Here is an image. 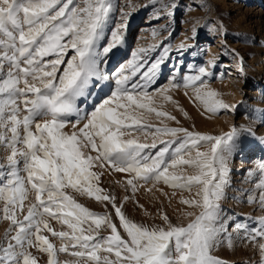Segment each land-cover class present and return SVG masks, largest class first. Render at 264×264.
<instances>
[{
  "label": "snow or ice",
  "instance_id": "obj_1",
  "mask_svg": "<svg viewBox=\"0 0 264 264\" xmlns=\"http://www.w3.org/2000/svg\"><path fill=\"white\" fill-rule=\"evenodd\" d=\"M180 7V0H0V264H40L36 253L46 264H231L218 253L239 246L258 255L251 264H264V158L239 186L231 167L247 143L264 147V107L248 108L244 122L218 134L184 126L166 109L171 104L189 118L173 95L183 89L208 121L235 114L242 102L226 101L210 81L233 73L247 80L245 55L227 45L222 22L193 17L191 35L173 44ZM140 9L151 10L150 24L167 23L150 27L153 42H137L107 72L128 46ZM205 29L225 37L220 57L230 63H185V55L208 51L197 43ZM162 31L168 36L158 39ZM241 42L255 44L247 34ZM113 174H123L115 181L126 193L119 199L101 185ZM141 191L178 207L170 215L161 206L153 215L137 199ZM229 198L261 214L229 211L222 206ZM129 201L151 222L130 218Z\"/></svg>",
  "mask_w": 264,
  "mask_h": 264
},
{
  "label": "rangeland",
  "instance_id": "obj_2",
  "mask_svg": "<svg viewBox=\"0 0 264 264\" xmlns=\"http://www.w3.org/2000/svg\"><path fill=\"white\" fill-rule=\"evenodd\" d=\"M123 3V0H119ZM135 3H145L146 0H134ZM181 7L175 13V21L173 23V35L171 40L173 44H179L184 40L185 36L191 35L190 29L192 26V18H202L203 21L209 22H222L228 31L226 37L227 45L230 48L236 49L242 55H245L246 67H247V80L241 82L235 79V73L230 79H226L221 82L218 79L210 81L212 88L219 90L224 94V99L230 103L242 102V105L238 107L235 114H223L219 118L208 121L203 118L199 112L200 110L194 107L189 99L183 95V89L176 90L173 95L176 100L185 108L189 113V118L185 119L174 106L171 104L166 105V109L177 116V119L181 121L184 126H190L195 124L197 130L211 132L218 134L221 131H227L230 125L235 122L240 124L244 122V113L250 107H264V102L261 100V95L264 93V0H180ZM206 4L207 7L199 8L196 5ZM191 5V7H189ZM151 16V10L140 9L133 14L129 25V43L126 48L120 49L104 66L107 72H111L120 63H123L130 57V52L135 48L137 42L147 45L153 42L150 35V27H159L161 24L167 23L165 20L158 22H152L150 24L149 18ZM242 34L254 37L255 44H245L241 42ZM168 36L167 32H161L158 39H164ZM144 37V39H141ZM225 37L213 36L207 33V30H202L199 33L197 43L201 48L208 51L200 57H192L191 55H185V63L202 64L205 61L212 59L213 57H220L221 45L224 43ZM165 43L168 41L165 40ZM188 43H193L189 40ZM231 58L220 57V62L223 64L230 63ZM186 70V69H182ZM221 71L218 66L214 69V72ZM169 74V68H164V74L161 77L159 83L166 82V78ZM242 90V91H241ZM234 93V95H232ZM103 96L104 93H101ZM155 122V121H153ZM264 158V147L259 144L247 143L242 155L236 156L232 161V179L237 182L242 180L246 174V170L254 166V164ZM123 174L105 175L101 179V185L108 191L116 193L118 199L121 198L124 191L116 185L115 181L120 180ZM164 187L165 191H171L167 187ZM159 201L163 202L161 205L158 202H153L149 199L148 195L143 191L137 194V199L141 204H144L150 212L155 215L156 208L163 207L170 215L173 213V209L178 207L175 200L172 202L171 207L168 206L167 201L163 196L157 192ZM231 195V193L229 194ZM77 199L85 206L96 212H103L104 208L101 204L94 200L87 198L77 197ZM229 211H235L238 214H252L260 215L261 213L243 204H237L232 199H227L222 205ZM126 212L130 218L135 219L138 222H151L144 217L143 210L138 208L132 201H129L126 205ZM54 226L59 229L60 226L53 222ZM6 223H0V234L5 230ZM47 234V233H45ZM49 235L50 240L57 247L60 245V241ZM35 251V250H34ZM40 257V264H46L47 257L44 254L36 253ZM219 255L225 257L231 262V264H251L252 261L258 260V255L254 254L251 246L247 248L243 246L237 247L234 251H220ZM66 254H59L58 259L61 261L69 259Z\"/></svg>",
  "mask_w": 264,
  "mask_h": 264
}]
</instances>
